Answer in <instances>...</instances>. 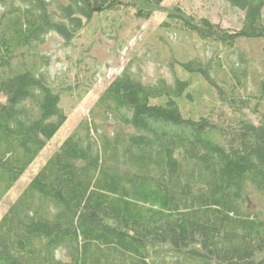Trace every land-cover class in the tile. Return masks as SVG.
Returning <instances> with one entry per match:
<instances>
[{
  "label": "trees",
  "instance_id": "trees-1",
  "mask_svg": "<svg viewBox=\"0 0 264 264\" xmlns=\"http://www.w3.org/2000/svg\"><path fill=\"white\" fill-rule=\"evenodd\" d=\"M163 2L0 0V203L67 121L62 94L89 91L50 73L46 35L72 45L96 14L148 20ZM226 2L240 28L168 9L162 28L219 49L170 59L172 79L131 57L2 214L0 264H264V92L245 85L238 45L264 39V0ZM223 50L237 55L225 85ZM193 75L214 92L186 113Z\"/></svg>",
  "mask_w": 264,
  "mask_h": 264
},
{
  "label": "rangeland",
  "instance_id": "rangeland-1",
  "mask_svg": "<svg viewBox=\"0 0 264 264\" xmlns=\"http://www.w3.org/2000/svg\"><path fill=\"white\" fill-rule=\"evenodd\" d=\"M176 5L195 16H207L225 28H240L244 16L242 10L232 7L226 0H164L161 7L148 20H137L131 13L96 14L72 45H66L62 37L56 33L46 35L43 52L51 54L50 73L59 76L67 73L71 81L80 84L79 87L86 83L90 85L89 91L82 100H79L78 95L70 97L62 94L61 105L67 110L68 119L33 162V166L29 167L24 177L19 179L20 181L18 180L4 197L0 203V218L8 205L27 186L32 176L73 132L80 120L88 115L100 92L122 72L131 57L137 56V61L142 62L145 79L154 80L159 76L172 79L173 70L168 64L170 59L185 60L196 56L211 58L214 50L219 49V46L212 42L161 27V23L168 19V9ZM121 12L126 14L125 10ZM238 45L242 46L246 59L247 70L241 74L245 85L248 82L257 92L260 90L261 93L264 92V88L261 87L264 80V39L245 38L240 40ZM221 57L224 65L226 63L227 65L215 72L213 70L212 76L214 75L218 83L225 85L223 78L232 75V65L228 61H236L237 55L223 50ZM176 67L179 74L185 75L178 66ZM76 73H79L80 81L77 80ZM82 80L84 83H81ZM192 81V89H195L191 90L194 100L182 99L186 113L194 109L200 111L205 104H209V100L212 101L210 94L214 92L213 85L202 76L193 75ZM251 114L249 115L253 120H259V116Z\"/></svg>",
  "mask_w": 264,
  "mask_h": 264
},
{
  "label": "crops",
  "instance_id": "crops-1",
  "mask_svg": "<svg viewBox=\"0 0 264 264\" xmlns=\"http://www.w3.org/2000/svg\"><path fill=\"white\" fill-rule=\"evenodd\" d=\"M33 166V164H31V166L30 167H32ZM30 168H28L26 171H25V173L22 175V177L20 178V180L24 177V175L28 172V170H29ZM19 180V181H20Z\"/></svg>",
  "mask_w": 264,
  "mask_h": 264
},
{
  "label": "bare ground",
  "instance_id": "bare-ground-1",
  "mask_svg": "<svg viewBox=\"0 0 264 264\" xmlns=\"http://www.w3.org/2000/svg\"><path fill=\"white\" fill-rule=\"evenodd\" d=\"M5 10V9H4ZM4 12V11H3ZM242 118H243V116H242ZM248 119V118H247ZM238 124H240V123H238ZM240 125H242V124H240ZM240 127V126H239ZM250 127V126H249Z\"/></svg>",
  "mask_w": 264,
  "mask_h": 264
}]
</instances>
